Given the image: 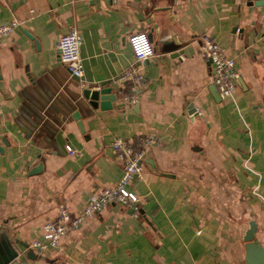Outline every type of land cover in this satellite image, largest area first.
<instances>
[{
  "label": "crops",
  "instance_id": "0c3cea01",
  "mask_svg": "<svg viewBox=\"0 0 264 264\" xmlns=\"http://www.w3.org/2000/svg\"><path fill=\"white\" fill-rule=\"evenodd\" d=\"M252 0H0V235L19 253L43 241L60 206L76 214L122 165L115 139L153 136L144 178L129 190L140 210L111 204L71 229L56 248L25 264H254L264 251V4ZM76 26L83 81L61 62L57 42ZM145 31L155 55L137 61L129 37ZM220 41L240 76L231 98L214 97L212 64L201 37ZM138 66L142 86L114 83ZM83 88L118 89L113 109L85 104L78 121L47 130L30 110L49 94L70 99ZM214 91V90H213ZM195 110V113H191ZM75 151L70 155L66 146ZM253 242L245 236L250 222ZM4 236V237H3ZM20 244V245H19ZM19 251V250H18ZM264 264V262H263Z\"/></svg>",
  "mask_w": 264,
  "mask_h": 264
},
{
  "label": "built area",
  "instance_id": "2783aa9c",
  "mask_svg": "<svg viewBox=\"0 0 264 264\" xmlns=\"http://www.w3.org/2000/svg\"><path fill=\"white\" fill-rule=\"evenodd\" d=\"M16 24L15 20L0 24V38L10 35ZM82 42L81 32L74 25L57 42L61 62L66 66L70 75L80 81H83L84 77V64L80 55ZM129 43L137 61H143L155 55L154 45L145 31L132 34L129 37ZM199 54L210 60L212 64V82L216 86L219 95L223 99L233 97L240 76L236 60L227 56L220 41L209 35L201 37ZM127 82L142 86L146 82L145 74L138 66L132 65L114 78L116 84L122 85ZM116 94L122 96L128 102H137L139 98L134 91L126 94L122 89H118ZM156 143L157 140L153 136L143 138L137 145L123 139L113 140L111 142L112 150L122 165V176L117 184L114 187L101 190L89 200L79 213L74 214L67 206H60L57 217L46 222L43 226V241L35 240L29 243L27 247L34 249L38 254H43L49 248H56L67 231L78 229L90 217L104 211L111 204H130L134 212L138 213L140 199L138 195L129 190V186L134 180L144 178L147 152ZM66 149L70 155L75 154L70 145H67Z\"/></svg>",
  "mask_w": 264,
  "mask_h": 264
},
{
  "label": "water",
  "instance_id": "95a60500",
  "mask_svg": "<svg viewBox=\"0 0 264 264\" xmlns=\"http://www.w3.org/2000/svg\"><path fill=\"white\" fill-rule=\"evenodd\" d=\"M250 2L256 5L264 4V0H252ZM212 92L217 99L216 95L219 96V92L215 85ZM116 98V94H113L110 88H98L95 90L83 88L79 94H75L70 99H65L57 94H49L44 100L35 103L34 109L30 110V117H32L34 121V127H37L43 132L49 128L50 122L60 127L63 123L70 122L72 119L78 121L80 130L84 132L83 125L80 121L81 112L84 111L85 108L83 101L92 109H99L104 112L113 109V103L116 101ZM195 112L196 111L193 110L191 113ZM149 158L151 159L150 151L147 152L145 163H149ZM256 229V222L251 221L250 229L245 236L247 242H253ZM21 246L24 248L27 247L24 244H21ZM20 251L17 243L13 246L9 238L4 239L2 235H0V264H25L23 260L19 263L16 262L15 259H17V257H26L34 261L44 258L42 255L36 254L33 250H26L24 254H20ZM47 262L49 264H64L65 258L59 256L50 260L48 259ZM263 262L264 251H260V257L254 264H263Z\"/></svg>",
  "mask_w": 264,
  "mask_h": 264
}]
</instances>
